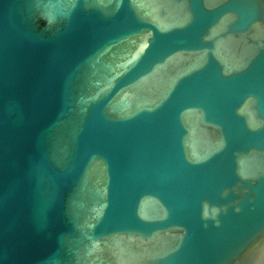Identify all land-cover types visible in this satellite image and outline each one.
Here are the masks:
<instances>
[{
  "label": "water",
  "instance_id": "95a60500",
  "mask_svg": "<svg viewBox=\"0 0 264 264\" xmlns=\"http://www.w3.org/2000/svg\"><path fill=\"white\" fill-rule=\"evenodd\" d=\"M0 264H264V0H0Z\"/></svg>",
  "mask_w": 264,
  "mask_h": 264
}]
</instances>
